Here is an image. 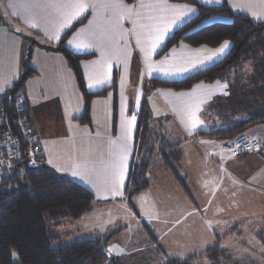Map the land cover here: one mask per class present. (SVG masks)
Here are the masks:
<instances>
[{
	"label": "crops",
	"instance_id": "crops-1",
	"mask_svg": "<svg viewBox=\"0 0 264 264\" xmlns=\"http://www.w3.org/2000/svg\"><path fill=\"white\" fill-rule=\"evenodd\" d=\"M197 1L202 4H220L227 0ZM101 2L103 0H89V3ZM144 2L152 3L154 0H144ZM62 3L64 0H0V13L4 18V23L0 24V39L6 32L8 35L13 34L17 38H24L30 44L32 51L31 67L34 73L27 77L23 86V93L30 108L34 132L38 138L45 163L62 176L73 178L93 192L96 207L88 214L94 213L95 218L98 219V217H102L98 212L111 206L114 202L120 204L126 202L134 211L124 199V187L133 156L135 134L143 105H146L150 111L151 128L162 139L158 142V146L162 144L164 137L169 143H179L182 159L176 168L182 165L185 152L180 140L171 138L173 129L181 132L184 139L189 142L190 147L199 150V152L196 151L191 155L193 164L190 172L195 191L202 194V199L192 196L189 189L185 192L191 199L192 206L188 205L181 196L182 199L180 197L155 199L148 193L150 186L133 198L134 205L139 198L146 204L145 213L151 222L148 217L143 218V214L138 212L139 210L137 213L134 212L138 217H142L143 227L145 228L146 225L149 228L155 237V241L163 248L161 245L163 238L161 237L165 234L157 232L155 223H162L163 220H165V224L169 223L165 218H162L163 215L171 217L175 213H180L181 209L190 210L196 215L195 220H197V215L199 217L200 212L205 211L222 213L217 215L219 221H223L224 218L229 217V213H234V211L250 213L252 205L255 204H252V196L256 195L259 190L264 192V184H262L264 183V122L249 125L244 131L257 140L258 146L253 151L233 155L224 151L220 146L223 141L230 139L202 134L228 132L235 127L233 125L235 122L225 121L218 112L214 113L209 110L210 105L216 99L233 96L231 94V82L227 77H221L211 82L198 81L189 88L179 90L152 85V80L155 78L163 81L180 80L218 62L230 50L231 42L228 41L229 46L222 53L215 55L211 60H206L203 64H197L189 71L175 74H165L164 71L149 73L145 54L136 47L134 37L129 36L127 56L123 53L114 54L112 52L107 41L101 36L106 27L105 18L107 16V13H104L101 8L87 9L74 19L68 27L60 31L59 39H50L60 23L61 9L58 6ZM124 3L134 5L138 3V0H133V2L124 0ZM164 3L167 5H187L194 11L171 26L163 42L150 54V61L153 65H160V62L165 61L166 58L170 63L195 62L211 54L208 51L197 52L196 50H215L225 42L215 47L208 45L193 46L186 42H180L161 54L174 31L197 13V7L187 2L164 0ZM227 3L233 9L244 11L242 13L264 22V0H228ZM10 17L11 20H8ZM215 19L219 18L209 19L208 22ZM80 21L82 22L67 37L65 44L76 54L91 55L79 62L87 89L90 92L107 89L106 94L92 98L90 123H83L78 120L85 113V101L73 68L63 53L48 48L57 44L66 32ZM32 24L36 26L31 27ZM121 24L125 29L132 28L128 19L122 20ZM81 30H86V36L92 32L96 33L97 39L94 41V47L77 49L68 43ZM24 46V49H29L26 44ZM106 48L108 50L107 57L102 55ZM173 50H175V59ZM106 58L110 60V64L101 67ZM180 58H183V61ZM164 67H169V64L164 65ZM95 72H103L109 79L102 85L90 88L88 86L90 83L89 76ZM113 84H116L115 88L112 87ZM185 93L191 95H182ZM151 100H155L156 103L153 104ZM201 100L203 102L199 104V111L196 112L200 123L196 128H191L188 124L189 106ZM115 101L117 102L116 119L114 118ZM133 116L136 118L135 124L128 137L125 138L122 121L130 120ZM125 146L127 147V158L124 161V166L119 169V173L123 175V183L121 184L114 165L119 160ZM77 166H80L79 169ZM152 166L154 165L151 162L147 175L160 173L157 181H160V178L167 174L163 169L169 170L163 166L162 160L156 166ZM73 171H78V174L73 175ZM186 179L188 178L186 177ZM249 188L253 190L252 193ZM257 194L259 196V193ZM116 217L119 218L117 215ZM118 221H122V218L113 224H106L104 228L94 223L90 227L98 233H107L113 226H122L123 229L125 225H116L119 223ZM152 222L155 223L152 224ZM169 232L167 231V233ZM149 238V241L153 243L152 237ZM179 238V233L173 236L176 241ZM132 243H129L128 246ZM243 258L248 261L259 259L257 254H246L245 252Z\"/></svg>",
	"mask_w": 264,
	"mask_h": 264
},
{
	"label": "trees",
	"instance_id": "trees-1",
	"mask_svg": "<svg viewBox=\"0 0 264 264\" xmlns=\"http://www.w3.org/2000/svg\"><path fill=\"white\" fill-rule=\"evenodd\" d=\"M128 1L133 2V0ZM175 1L195 5L197 13L174 31L161 54L180 42L193 46L215 47L224 41H230L231 48L218 62L188 77L175 81L155 78L152 80V85L179 90L189 88L198 81L211 82L227 77L231 82L233 96L216 99L209 110L218 112L225 121L235 122L233 124L235 127L228 132L202 134L232 139L235 135L244 133L249 125L264 122V22L254 20L246 13L234 11L226 1L221 4H202L197 0ZM216 17L219 19L208 22L209 19ZM82 21L66 32L57 44L48 48L63 53L73 68L85 101V113L78 120L90 123L92 98L106 94L107 89L99 92H90L87 89L79 62L91 55L76 54L65 44L67 37ZM2 23L4 18L0 13V24ZM246 62L252 65L249 72L244 70ZM32 73H34L32 68L25 69L22 78L14 82L0 96V111L8 119H12V125L16 128H18L15 122L18 118L16 99L22 97L20 91L27 77ZM112 87L115 88L116 84ZM114 114L116 119V101ZM24 116L33 126L27 103ZM150 121V111L146 105H143L124 187V199L136 213L133 198L149 186L147 172L156 154L160 155L163 166L169 169L177 182L188 191L185 179L179 175L176 168L182 159L179 143H169L164 137L162 144L158 146V142L162 139L151 128ZM7 126L10 124L8 123ZM35 164L31 166L29 162L20 163L15 168L5 170L0 178V264L129 263L127 258L117 257L108 251L112 238L114 239L121 231L122 226L107 233H99L97 236L78 238L68 242L67 236L74 232L72 222L82 218L96 207L94 194L80 182L64 177L50 168L45 163L43 154ZM145 229L149 233L148 236L153 239V243L147 239L149 249L159 254L164 253V249L155 241L153 233L146 225ZM221 252L223 253L218 245L206 250V254L216 259L222 254ZM194 257L185 259L168 257L166 264H193ZM149 264L155 263L149 262Z\"/></svg>",
	"mask_w": 264,
	"mask_h": 264
},
{
	"label": "rangeland",
	"instance_id": "rangeland-1",
	"mask_svg": "<svg viewBox=\"0 0 264 264\" xmlns=\"http://www.w3.org/2000/svg\"><path fill=\"white\" fill-rule=\"evenodd\" d=\"M233 10L244 12L236 9ZM8 20H11V17ZM254 20L260 21L259 19ZM7 22L10 23V21ZM0 40V88L3 89L0 91L1 96L14 82L22 78L25 69L32 68V51L26 39L17 38L13 34L8 35L4 32ZM24 44L28 46V50L24 49ZM251 68V63L246 62L244 70L249 72ZM23 90L24 88L21 89L20 93L25 99L24 93H22ZM151 102L154 104L155 100H151ZM170 136L173 140H180L182 149L185 152L184 161L177 168L178 173L185 178L186 185L192 196L202 199V194L195 191L190 172L193 164L191 155L196 151L199 152V150L190 147L187 139H184L181 132L176 129H173ZM161 160L160 155L157 156L156 154L152 159V165L156 166ZM163 171L167 174L163 175L160 181L156 180L160 173H150L148 176L149 186L151 187H149V195L155 199H160L161 197H165V199L171 197L178 198L181 196L188 205L192 206L191 199L185 192L186 190L177 182L172 173L165 169ZM249 191L253 192L251 188H249ZM257 193H259V196ZM257 193L253 196L251 194L253 198L252 204H255H251L252 210L250 213L234 211V213H229V217L224 218L223 221H219L217 216L222 213H212L209 211L200 212L199 217L197 215V220H195L196 215L185 208L181 209L180 213H175L171 217L163 215L162 218H165L169 222L167 223L168 225L165 224V220L162 223L152 222V224H156L155 227L158 233L163 232L165 234L161 237L163 238L161 245L164 249V253L162 254L149 249L147 243L149 233L143 227L141 222L142 217H138L126 202H121V204L114 202L111 206L104 208L98 212V214L102 215L98 219L95 218L94 213L92 215L85 214L82 218L72 222V230L74 232H71L67 238L69 239L68 242H70L78 238L97 236L99 233L90 227L93 223L101 225V228H104L106 224H113L116 220L122 218V221H118L119 223L116 225L123 224L125 227L114 239L112 238L108 251L111 249L109 253H115L114 255L117 257L127 258L126 260L130 261L127 264H149V262L166 264L168 257L185 259L192 256H195L192 260L193 264H264V192L259 190ZM135 205L136 210H139L138 212L143 214V218L148 217L145 213L146 204L141 198L137 200V203L135 202ZM248 213L249 215L246 216ZM148 220L151 222L149 217ZM115 227L113 226L111 230L115 229ZM164 227L170 232L167 233ZM177 233L180 234V238L176 241L177 238L173 239V236ZM218 233L220 237L217 235ZM129 243L132 244L128 246ZM216 245L223 251L218 259L206 254L207 249ZM244 252L246 254H257L259 259L245 260L243 258ZM105 264H109V262Z\"/></svg>",
	"mask_w": 264,
	"mask_h": 264
},
{
	"label": "snow or ice",
	"instance_id": "snow-or-ice-1",
	"mask_svg": "<svg viewBox=\"0 0 264 264\" xmlns=\"http://www.w3.org/2000/svg\"><path fill=\"white\" fill-rule=\"evenodd\" d=\"M58 7L61 9V19L50 39H59L60 31L68 27L74 19L83 14L87 9L101 8L104 13H107L105 18L106 27L104 32L101 33V36L107 41L112 52L114 54L123 53L127 56L129 36L134 37L136 47L145 54V62L149 73L152 71H164L165 74H175L189 71L190 68L196 67L197 64H203L206 60H211L215 55L222 53L229 46L228 41H225L215 50H196L197 52L208 51L211 54L195 62L183 61V58H180L183 62L170 63L166 58L165 61L160 62V65H153L150 61V54L160 46L165 35L170 31L171 26L177 24L180 19L194 11V9L187 5H167L164 3V0H154L152 3H145L144 0H138V3L134 5L126 4L124 0H103L101 3H89V0H64V3L60 4ZM125 19L130 20L132 24L131 29L123 28L121 21ZM89 23L91 24L92 22L90 21ZM35 26V24L31 25V27ZM85 31L86 30H81V32L77 33L68 43L75 46L77 49L94 47V41L97 39L96 33L92 32L86 36ZM102 55L107 57V48L102 52ZM173 55L175 59V50H173ZM108 64H110V60L106 58L101 67H105ZM166 64H169V67L165 68L164 65ZM108 79L109 77L103 72H95L89 76L90 83L88 86L91 88L102 85L106 83ZM2 90L3 89L0 88V91ZM182 95L191 94L185 93ZM202 102L201 100L189 106L188 124L191 128H196L200 123L196 116V112L199 111V104ZM135 119V116H133L130 120L125 119L122 121L125 138L128 137V134L134 126ZM126 158L127 147L125 146L122 149L119 160L114 165L121 184L123 183V175L119 173V169L124 166ZM49 162L51 163V161ZM79 167L80 166H77V169H79ZM77 174L78 171H73V175ZM109 251H111V249Z\"/></svg>",
	"mask_w": 264,
	"mask_h": 264
},
{
	"label": "built area",
	"instance_id": "built-area-1",
	"mask_svg": "<svg viewBox=\"0 0 264 264\" xmlns=\"http://www.w3.org/2000/svg\"><path fill=\"white\" fill-rule=\"evenodd\" d=\"M26 101L23 97L16 99V125L12 119L0 111V178L5 170L17 167L20 163H36L42 152L33 126L24 116ZM1 110V109H0ZM10 126H7V124ZM221 148L233 155H240L253 151L257 140L246 133H239L232 139L223 141ZM25 151V153L23 152Z\"/></svg>",
	"mask_w": 264,
	"mask_h": 264
},
{
	"label": "water",
	"instance_id": "water-1",
	"mask_svg": "<svg viewBox=\"0 0 264 264\" xmlns=\"http://www.w3.org/2000/svg\"><path fill=\"white\" fill-rule=\"evenodd\" d=\"M31 166H35L36 164L35 163H30Z\"/></svg>",
	"mask_w": 264,
	"mask_h": 264
}]
</instances>
